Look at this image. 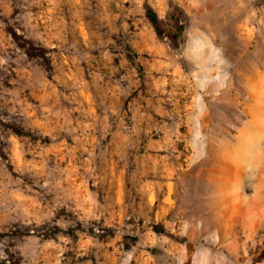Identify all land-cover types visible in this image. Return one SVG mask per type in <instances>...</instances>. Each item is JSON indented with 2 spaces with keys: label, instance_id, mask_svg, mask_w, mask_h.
<instances>
[{
  "label": "rangeland",
  "instance_id": "374dc122",
  "mask_svg": "<svg viewBox=\"0 0 264 264\" xmlns=\"http://www.w3.org/2000/svg\"><path fill=\"white\" fill-rule=\"evenodd\" d=\"M102 263L264 264V0H0V264Z\"/></svg>",
  "mask_w": 264,
  "mask_h": 264
},
{
  "label": "trees",
  "instance_id": "16d2710c",
  "mask_svg": "<svg viewBox=\"0 0 264 264\" xmlns=\"http://www.w3.org/2000/svg\"><path fill=\"white\" fill-rule=\"evenodd\" d=\"M146 15L151 24L153 25L156 34L158 36H161L164 33H172V37L174 39H178L180 36V32L183 30L182 27H179L178 29H174L170 26V24L163 23L157 14L153 11L152 8L148 7L146 9ZM182 15V10L179 8H176L169 16V19L171 21H177L179 17Z\"/></svg>",
  "mask_w": 264,
  "mask_h": 264
},
{
  "label": "bare ground",
  "instance_id": "6f19581e",
  "mask_svg": "<svg viewBox=\"0 0 264 264\" xmlns=\"http://www.w3.org/2000/svg\"><path fill=\"white\" fill-rule=\"evenodd\" d=\"M246 133L248 135V130L246 131ZM247 135L245 134V132H243L242 135H241L242 136V139L241 140L243 141L245 139L244 137L247 136Z\"/></svg>",
  "mask_w": 264,
  "mask_h": 264
},
{
  "label": "crops",
  "instance_id": "0c3cea01",
  "mask_svg": "<svg viewBox=\"0 0 264 264\" xmlns=\"http://www.w3.org/2000/svg\"><path fill=\"white\" fill-rule=\"evenodd\" d=\"M103 264V263H102Z\"/></svg>",
  "mask_w": 264,
  "mask_h": 264
}]
</instances>
